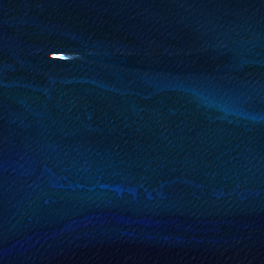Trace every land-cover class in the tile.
<instances>
[{"label":"water","instance_id":"obj_1","mask_svg":"<svg viewBox=\"0 0 264 264\" xmlns=\"http://www.w3.org/2000/svg\"><path fill=\"white\" fill-rule=\"evenodd\" d=\"M0 264H264V0H0Z\"/></svg>","mask_w":264,"mask_h":264}]
</instances>
